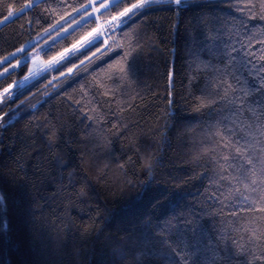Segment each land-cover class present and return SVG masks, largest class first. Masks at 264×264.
Masks as SVG:
<instances>
[{
  "label": "trees",
  "instance_id": "1",
  "mask_svg": "<svg viewBox=\"0 0 264 264\" xmlns=\"http://www.w3.org/2000/svg\"><path fill=\"white\" fill-rule=\"evenodd\" d=\"M85 4L0 25V92L110 20ZM141 16L0 103V264H264V0Z\"/></svg>",
  "mask_w": 264,
  "mask_h": 264
},
{
  "label": "snow or ice",
  "instance_id": "2",
  "mask_svg": "<svg viewBox=\"0 0 264 264\" xmlns=\"http://www.w3.org/2000/svg\"><path fill=\"white\" fill-rule=\"evenodd\" d=\"M194 0H98V7L93 4L91 6V11L89 10L90 6L88 4H85L83 6V9L81 10L80 17L73 19L76 20L77 23H79V20L85 19V13H87L88 17H91L90 20L87 22L95 23L99 17L95 16L94 13H100V10L103 9V13H100L103 16H109V18L114 22L112 27L108 29L109 34H114L115 29H119L123 27L124 25H127L129 21L133 20L135 17H141L142 12H146L148 10L157 8V7H169V6H175L176 9H182L185 6L190 5L193 3ZM39 3V0H35V3L31 2V0H25V2L22 4V6L19 8L18 12H13L11 6L9 7V10L6 15L3 16V19H0V25H3L6 21L7 22H15L18 19L23 18V16L27 15L29 11H31L33 8L37 6ZM127 3L128 6L122 7ZM224 3L226 5H235L237 3V0H224ZM235 11H242L241 8H235ZM111 13H114V15H110ZM251 15V13H249ZM65 23H71V21H65ZM57 33H59V29H56ZM65 32H67V29H65ZM96 33V36L94 39H90V37L93 36V34ZM46 35V34H45ZM82 41H86V45L83 49L80 48V43ZM55 43V41H54ZM101 43H107V41L104 39V34L100 33L98 29H93L88 33L87 36L82 37L81 41H77L72 44L71 48H65L63 51L59 52L57 55L53 56L51 59L47 61V64L50 66V70L55 68L57 65L59 66V70L62 72L64 68L68 69V72H72V68L69 67V64L76 63L79 59L80 63H83V56L88 55L89 52H92L93 55H95V52L93 49L99 48ZM49 50H51L52 45L47 46ZM20 53L27 54L26 49H19ZM71 53L70 56L67 54ZM198 55H201V58H204V55L202 53H197ZM212 50H208V56L211 57ZM225 55H229L227 51L225 52ZM16 58V63L19 64V58L17 57V53H12L10 57H5V61H0V66L4 67V71L7 72V63H11L12 59ZM35 63V60L32 61ZM230 62V61H229ZM128 71H131V67L129 66ZM227 87H231V85H227ZM8 90L5 89V92ZM0 100H2V97H0ZM257 103H260V101H257ZM143 166L147 170V174H151V171L154 168V164L150 159L142 160ZM4 205V196L0 195V207H3ZM0 228L5 229L7 226L0 221ZM195 246V245H193ZM121 255V259H126L127 257L123 254ZM133 259H135V254L133 253Z\"/></svg>",
  "mask_w": 264,
  "mask_h": 264
},
{
  "label": "rangeland",
  "instance_id": "3",
  "mask_svg": "<svg viewBox=\"0 0 264 264\" xmlns=\"http://www.w3.org/2000/svg\"><path fill=\"white\" fill-rule=\"evenodd\" d=\"M110 2V0H109ZM95 15L97 16V13H95ZM98 30L100 33L104 34V39H106L107 37V29L108 27H110L111 25H113V21L110 19L107 23H103L101 21H98ZM63 34H66L65 32L62 33L60 36H62ZM96 36V33L93 34L92 37H90V39H94ZM86 41H82L80 43V48L83 49L86 45ZM68 56L71 55V53L67 54ZM29 58L30 59V68H29V72L28 74L22 78L21 80H19L16 84L10 86L7 88V92H5V90H3L2 92H0V97H2V100H0V103L7 98L8 96L11 97V90L17 86L20 87H25L26 85L34 82L35 80H37L38 78H40L41 76H43L45 73L50 71V66L47 64V62H44L41 58V56L38 53H32L29 56H26L24 59ZM35 60V63H33L32 61ZM58 66V65H57ZM56 66V67H57ZM54 69V68H53ZM52 70V69H51ZM4 75V72L0 73V77H2Z\"/></svg>",
  "mask_w": 264,
  "mask_h": 264
}]
</instances>
